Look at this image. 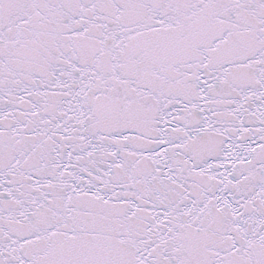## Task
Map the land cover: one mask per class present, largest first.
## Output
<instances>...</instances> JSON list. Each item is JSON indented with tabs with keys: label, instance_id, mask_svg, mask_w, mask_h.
<instances>
[{
	"label": "snow or ice",
	"instance_id": "6c2138e0",
	"mask_svg": "<svg viewBox=\"0 0 264 264\" xmlns=\"http://www.w3.org/2000/svg\"><path fill=\"white\" fill-rule=\"evenodd\" d=\"M0 264H264V0H0Z\"/></svg>",
	"mask_w": 264,
	"mask_h": 264
}]
</instances>
